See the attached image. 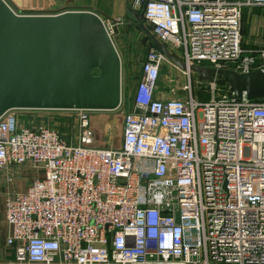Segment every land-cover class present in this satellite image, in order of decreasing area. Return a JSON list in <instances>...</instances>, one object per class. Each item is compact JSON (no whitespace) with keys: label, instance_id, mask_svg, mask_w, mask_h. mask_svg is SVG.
I'll return each instance as SVG.
<instances>
[{"label":"built area","instance_id":"2783aa9c","mask_svg":"<svg viewBox=\"0 0 264 264\" xmlns=\"http://www.w3.org/2000/svg\"><path fill=\"white\" fill-rule=\"evenodd\" d=\"M11 1L18 13H51ZM129 3L186 68L150 46L116 147L95 146L91 110L0 115V168L39 173L7 195L11 264H264V98L207 81L203 101L191 80L193 66L264 71V46L247 50L242 33L243 7L264 0ZM173 67L186 95L160 97ZM55 111L73 117L76 143Z\"/></svg>","mask_w":264,"mask_h":264},{"label":"water","instance_id":"95a60500","mask_svg":"<svg viewBox=\"0 0 264 264\" xmlns=\"http://www.w3.org/2000/svg\"><path fill=\"white\" fill-rule=\"evenodd\" d=\"M24 7V0H14ZM43 7V0H32ZM112 21L120 20L109 17ZM157 46L176 64L168 47ZM200 80L237 96L264 98V71L193 66ZM215 75H220L216 78ZM122 102V59L99 11L64 9L22 14L0 0V115L11 109L115 110ZM180 221L179 212L176 213Z\"/></svg>","mask_w":264,"mask_h":264},{"label":"rangeland","instance_id":"374dc122","mask_svg":"<svg viewBox=\"0 0 264 264\" xmlns=\"http://www.w3.org/2000/svg\"><path fill=\"white\" fill-rule=\"evenodd\" d=\"M26 6H33L32 0H24ZM43 7H48V0H43ZM58 1V0H57ZM62 2L73 1L61 0ZM130 5V4H129ZM128 5L127 13L121 17H115L120 21L114 22L109 17V23L114 30L112 38L117 46L122 59V97L124 104L115 110H91L90 120L93 130L96 134L95 146L97 147H111L120 144L123 134V119L124 114L131 108V95L128 93L135 88L136 84L141 78V63L144 61L147 51L156 40L153 36L151 27L145 22L142 11L134 10L131 5ZM53 9V7H52ZM48 10V9H47ZM61 10H64L61 8ZM48 12H51L50 10ZM55 12V11H54ZM51 12V13H54ZM114 18V17H112ZM243 20V19H242ZM245 21H242V30L244 29ZM173 52L177 53L176 50ZM219 78V75H215ZM192 87L193 92L200 96L201 100H208L209 92L208 82L200 81L198 73H192ZM188 78L184 77L183 71L179 68H166L161 76L160 87L165 91L169 97H180L186 95V91L182 89ZM64 112L55 111L56 118L59 117V126L61 132L71 143L77 142V135L79 133L78 127L75 124L73 117H61ZM67 114V113H66ZM53 123V122H52Z\"/></svg>","mask_w":264,"mask_h":264},{"label":"crops","instance_id":"0c3cea01","mask_svg":"<svg viewBox=\"0 0 264 264\" xmlns=\"http://www.w3.org/2000/svg\"><path fill=\"white\" fill-rule=\"evenodd\" d=\"M11 1V0H8ZM46 1V0H45ZM71 1V0H68ZM75 4L61 0H48L47 9L51 12L63 9L92 8L101 14L112 17H121L127 13L129 0H74ZM130 6V5H129ZM53 7V9H52ZM242 19L245 21L243 45L247 50L258 49L264 46V7L244 6ZM160 97H169L162 93ZM39 174L29 165L10 167L7 170L0 168V264H11L15 261V247L7 243L12 235V228L6 219V199L12 192H25L32 179Z\"/></svg>","mask_w":264,"mask_h":264},{"label":"trees","instance_id":"16d2710c","mask_svg":"<svg viewBox=\"0 0 264 264\" xmlns=\"http://www.w3.org/2000/svg\"><path fill=\"white\" fill-rule=\"evenodd\" d=\"M153 36H154V35H153ZM154 38H155V36H154ZM155 40H156V38H155ZM153 45H154V46H157V44H156V43H153ZM219 77H220V75H219Z\"/></svg>","mask_w":264,"mask_h":264}]
</instances>
